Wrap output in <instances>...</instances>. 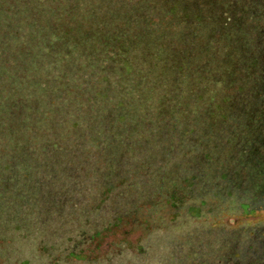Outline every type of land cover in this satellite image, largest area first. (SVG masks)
I'll return each instance as SVG.
<instances>
[{"label":"rangeland","instance_id":"1","mask_svg":"<svg viewBox=\"0 0 264 264\" xmlns=\"http://www.w3.org/2000/svg\"><path fill=\"white\" fill-rule=\"evenodd\" d=\"M136 1L0 0V264H264V0ZM192 39L195 80L109 84Z\"/></svg>","mask_w":264,"mask_h":264},{"label":"trees","instance_id":"2","mask_svg":"<svg viewBox=\"0 0 264 264\" xmlns=\"http://www.w3.org/2000/svg\"><path fill=\"white\" fill-rule=\"evenodd\" d=\"M119 1L123 2V0H119ZM175 1L177 3H179L180 5H185L186 2H188V0H175ZM134 2H138L140 4V1L134 0ZM123 3H125V2H123ZM217 3L219 5H223L221 3V0H217ZM98 5L103 7V8H105V9H107L106 6L103 4V2L98 3ZM161 6L163 8H165V9H168V10H171V9L173 10V9H176V7H177L176 5H172V4L161 5ZM108 8L110 9L109 5H108ZM192 9H195V7H193ZM197 9H200V7L197 6ZM102 11H103V9H101V8L100 9H96V14L102 13ZM104 14H105V16H107L108 13L104 11ZM110 14H112L111 11H110ZM101 17L102 16H99L98 18H101ZM92 18H93V16L91 15V21H92ZM83 19H86V17L83 18ZM193 22L194 23H200L201 21H193ZM139 36H140L139 32H137L136 29H133L132 33L128 37L129 38V42L130 41L131 42H140ZM162 41H163V39L160 40V42H162ZM184 41L185 42L182 43L181 45L175 44L174 42L167 43L166 44L167 45L166 48H168V51H166V52H165V50L163 51L162 49H160L161 54H163L164 52L165 53H167V52L169 53L168 57H166V58H162V56H164L165 53L161 56V55H158L155 50H153V55L148 53L147 57L146 56H142L140 59L132 60L131 63H129V61L128 62L123 61L122 62V69L124 71V76H120L118 78V76L115 77L112 74L109 75V84H110V80H112L115 83L114 85H123V83H128L129 85L133 86V84L131 83V82H133V83H137L138 84V89L137 90L141 89V90L147 91V90H154V89H158L159 90V89H161L162 91H166V90L170 91L171 88H168V87H166L164 85V80H165L166 77H177V78L174 79L172 85H174L176 83V79H178V78L186 79V78L192 77V78H190V80L191 79L195 80V78H193V77L194 76L198 77V71L199 70L197 68L190 69L189 65L185 61H186V58L187 59L191 58L192 52H193V48L192 47L193 46H195V47L199 46L200 45L199 44L200 41H196V39L189 40L188 42H186L187 40H184ZM209 45H210V47L213 46V44H209L208 42H204V44H202V46L204 47V50H206L205 53L207 54V57H208V58L206 57V61H208V62L209 61H213L214 59L217 58V55L213 54V51L215 50V48H209ZM158 47L159 46L157 45V51H158ZM176 56H180V57L184 58L183 64H179L178 65L173 60V58H175ZM155 61H157V66H162V65H165V63H166V66H167L169 72L167 74H162V73L159 72V70H157L158 72H155V70H154L153 72H149L148 71V72L145 73V70L149 66V64L151 62H153L155 64ZM140 63H142V64H140ZM217 69L218 68H214V66H213V68L209 67V64H207L206 68L205 67L203 68L202 71L207 72L206 73V82H207V86L208 87H211V85H213L212 83H217L218 82L217 79L216 80H212L210 78V76H213L212 72L216 71ZM235 69H236L237 72H242V71H246V69H248V68L242 69L240 71L237 70V68H235ZM239 76H240L239 78L241 80H243V79L246 80L247 79L245 76L242 77L241 74ZM150 77L153 78L151 81H145V78H150ZM157 77L160 78L159 81L156 80ZM122 81H123V83H122ZM105 83L107 84V81H105ZM188 86H189V84H186L184 81H182V89H184V88H186ZM103 87H105V86H102V88L100 90H97V96L98 97L86 98L85 104H87L88 102L89 103L96 102L102 96V94L105 92V88H103ZM128 87L131 88L130 86H128ZM163 87H165V88H163ZM183 91H187V89H184ZM218 91H219V88L217 86H214V90L212 91L213 97L218 93ZM113 97H114V99L111 101L112 105L114 103H116L117 96H113ZM148 99H151V98L147 96L145 99H142L141 101L146 102ZM212 99L213 98L210 97V100H212ZM160 101H163V100H160ZM230 101H231V96L230 95H226L225 99H224V105L223 106H225V107L226 106H230ZM116 112H117L116 108L112 109L111 118L113 116H117ZM222 114H224V113H222ZM222 114L219 113V110L216 113H213V111H210L208 113V117H207L208 119H205V121H204V124H203L204 126L203 127H205V126L208 127L207 131L211 130V132H212L213 129H211L209 125H212V124L216 123L218 121L216 116L222 115ZM136 119H139V122H143L144 121L142 118H135L134 120H136ZM210 123H212V124H210ZM253 126L257 127V125H253ZM253 126H251L249 128V132H250L251 129L253 130ZM148 143L149 144H147V141L143 140V139H141V141L137 140V144H140V147L142 149L141 153L144 152L145 149H147V153L152 154V152H149V151L154 149L155 144L154 143L151 144V142H148ZM256 147L257 146L255 144V147H254L255 150H256ZM167 150H168V148H167ZM224 152H225L224 154H226L227 150L224 149ZM250 153H251V150H250ZM255 154L256 153L254 151V158H253L254 162L253 161L252 162L249 161L247 163L251 166L249 169H250V171H252V176L259 178L261 176L260 172L255 170V169H253V168H256L255 165L258 163V161L256 160L257 156ZM217 157L218 156H214V158H216V159H217ZM248 157L249 156H246L247 159H248ZM143 160L145 161V158L143 156H141L140 159H139V162L142 163V164H146ZM219 161L223 164V167H221V168L228 167V164H226L223 161V158H220ZM262 161H264V158L261 160V162ZM240 169L244 170L243 166ZM253 171H254V174H253ZM224 176L225 175H223V177ZM223 188H225V187H223ZM229 188H232V187H229ZM225 189L227 190L228 188H225ZM111 226H113V225H111ZM107 227L109 228V226H107ZM107 227L105 226V228H103V230L107 229ZM99 234L100 233L96 231L90 237L94 238V237H97Z\"/></svg>","mask_w":264,"mask_h":264}]
</instances>
